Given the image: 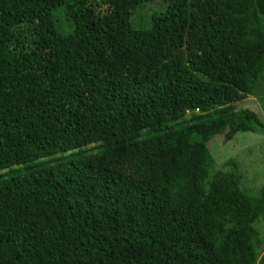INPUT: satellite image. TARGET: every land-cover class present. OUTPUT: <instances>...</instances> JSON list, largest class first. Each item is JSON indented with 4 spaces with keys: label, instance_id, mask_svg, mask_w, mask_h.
<instances>
[{
    "label": "trees",
    "instance_id": "obj_1",
    "mask_svg": "<svg viewBox=\"0 0 264 264\" xmlns=\"http://www.w3.org/2000/svg\"><path fill=\"white\" fill-rule=\"evenodd\" d=\"M162 1L0 0V264H256L264 183L206 142L264 133V0Z\"/></svg>",
    "mask_w": 264,
    "mask_h": 264
},
{
    "label": "rangeland",
    "instance_id": "obj_2",
    "mask_svg": "<svg viewBox=\"0 0 264 264\" xmlns=\"http://www.w3.org/2000/svg\"><path fill=\"white\" fill-rule=\"evenodd\" d=\"M165 3L162 0H147L136 8L129 20L133 29L144 30L150 27L151 17L154 13L162 11ZM62 15L56 20L57 27L61 31H67L68 27ZM18 38V46L24 49L31 43V31L26 25H21L13 30ZM234 111L249 110L257 119L264 124V67L261 69L259 80L256 81L251 94L241 101L231 103ZM189 112H185L182 118H188ZM93 146L86 148L90 153ZM206 148L213 164L212 171H232L239 177L238 188L249 197H256L259 187L264 183V133L238 132L229 140H225L222 134L212 136L206 142ZM259 239L257 248L258 256L264 252V210L263 213L252 223ZM264 264V263H263Z\"/></svg>",
    "mask_w": 264,
    "mask_h": 264
},
{
    "label": "built area",
    "instance_id": "obj_3",
    "mask_svg": "<svg viewBox=\"0 0 264 264\" xmlns=\"http://www.w3.org/2000/svg\"><path fill=\"white\" fill-rule=\"evenodd\" d=\"M187 112V111H186Z\"/></svg>",
    "mask_w": 264,
    "mask_h": 264
}]
</instances>
